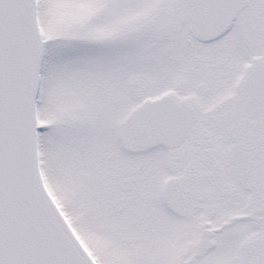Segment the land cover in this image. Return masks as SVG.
I'll list each match as a JSON object with an SVG mask.
<instances>
[{"label": "snow or ice", "instance_id": "6c2138e0", "mask_svg": "<svg viewBox=\"0 0 264 264\" xmlns=\"http://www.w3.org/2000/svg\"><path fill=\"white\" fill-rule=\"evenodd\" d=\"M0 264H264V0H0Z\"/></svg>", "mask_w": 264, "mask_h": 264}]
</instances>
